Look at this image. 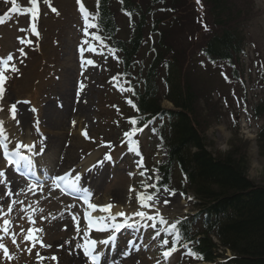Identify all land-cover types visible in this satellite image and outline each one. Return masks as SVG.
<instances>
[{"label":"rangeland","instance_id":"374dc122","mask_svg":"<svg viewBox=\"0 0 264 264\" xmlns=\"http://www.w3.org/2000/svg\"><path fill=\"white\" fill-rule=\"evenodd\" d=\"M252 1L254 16L246 28L248 44L243 56V78L247 87L232 81L226 67H212L202 63L203 58L198 55L197 50L201 37L204 38L202 31L206 22L201 0H188L185 7L179 8L183 30L191 31L192 28L195 31L187 35L182 30H177L174 46L184 56L189 51L193 54L199 73L195 72L191 80L200 93L211 96L214 105L211 113L220 115L218 118L215 115L212 119L208 117L210 123L206 135L213 143V149L226 151L231 138L238 134L239 138L246 141L248 171L259 173V178L252 180L257 184H264V156L260 154L256 140L258 127L264 124V119L255 120L248 114L252 111L253 103L261 97L264 87V0ZM82 2L91 12V0ZM38 3L39 13L35 21L39 32L37 36L30 30L33 20L26 11L31 7V0H15V4L12 0H0V17L5 18V22L0 24V71H4L7 77L4 83L5 93L0 100V120L3 121L7 143L9 146L20 143L34 145V153L31 155L37 169L41 168L49 177L65 174H68L69 180L78 177L77 181L82 187L78 184L77 189L84 191V197H88V188L93 187L95 179L99 177L95 185L98 189L95 188L92 196L84 199L69 195L52 185L48 176L44 183L27 179L16 173L6 162L2 154L3 144H0V172L5 174L0 178V207L6 214L0 217V225L4 218L9 219L11 231L17 234V244L20 245L18 249L10 236H5L0 242L5 243L14 259L7 260L0 252V264H73L70 257L75 254L80 257L79 264H92V257L98 251L106 264L113 257H118L114 264H185L179 250L171 252L168 257L163 256L162 253L172 246L171 242L168 245L162 243L163 240L169 241L164 231L170 223L161 227L159 219L160 216L168 220L194 212V197L191 192L186 191L178 176L170 188L157 189L159 174L154 168L165 157L164 152L157 148L151 129H143L132 138L138 142L136 145H130L124 137V133L132 127L129 119L135 116L128 104V93L121 91L123 86L120 85L117 56L107 48L89 52L88 49L97 42L91 41L90 36L84 33L86 24L79 12L77 0H51V6L45 0H38ZM14 7L18 10L13 11ZM52 8L57 11L52 12ZM116 13L120 35L126 37L128 20L120 15L123 13L119 9ZM89 32H94V29H89ZM24 36L32 40L30 45L20 43L19 38ZM21 47L26 56L19 53ZM147 49V46L142 49L139 60H145ZM10 54L13 61L10 62L9 69L5 70L3 59ZM86 60L94 63H85ZM11 64L18 68V72L10 70ZM260 75L263 76L260 78ZM81 84L84 85L83 88L80 87ZM67 98L72 100L69 106L65 102ZM17 101L29 103H16ZM13 103H16L18 109L15 117L10 113ZM72 103H75V107L80 105L84 108L83 116L77 114L78 111L73 113ZM162 104L165 107L171 106L167 101ZM50 106L64 113L65 129L59 131L53 128ZM200 107L201 112L207 114L204 108L208 106L204 107L200 103ZM65 108L68 110L62 111ZM85 130L87 137L83 135ZM50 141H54V146H50ZM57 143L60 148L55 146ZM225 145L226 150L222 147ZM133 147L138 148V151H131ZM24 153L29 155V152ZM108 156L111 158L108 159ZM64 158L67 163L59 165L58 162ZM92 158L94 163L91 165L98 167L89 173L84 170V166ZM58 166L61 168L58 169ZM142 171H145L144 176L140 174ZM39 175L45 176L43 173ZM145 183L156 187L145 189ZM9 191L11 196H7ZM115 192L120 193V199H116ZM148 194L156 195L155 207H144L141 203L140 196ZM164 200L168 203L164 204ZM13 201L17 203L13 204ZM21 201L23 203H19ZM89 204H111L131 215L132 220L119 222L125 225L122 228H127V231L119 233L114 246L108 247L107 243L103 246L102 243L108 241L109 234L115 229L102 230L101 223L91 224L86 219L89 216ZM9 205L13 208L11 213L7 212ZM139 211H144L146 215L159 213L160 216L156 220H147L132 215ZM30 228L42 229L35 235L47 247L41 246L39 242L32 247L31 241L24 240ZM131 229L139 231L140 235L137 238L136 234L131 237ZM92 241L96 243L93 245ZM85 246L89 248V254L84 252ZM29 247L32 248L30 254L26 251ZM37 253L43 259L38 258Z\"/></svg>","mask_w":264,"mask_h":264},{"label":"trees","instance_id":"16d2710c","mask_svg":"<svg viewBox=\"0 0 264 264\" xmlns=\"http://www.w3.org/2000/svg\"><path fill=\"white\" fill-rule=\"evenodd\" d=\"M187 2L100 0L97 6V0H91V12L99 13L93 21L99 29L94 32L99 31L108 47L116 50L119 78L128 93V103L131 101L136 126L146 122L159 149L166 150L165 161L156 166L158 188L170 187L178 176L194 196L196 213L172 221H180V239L174 247L181 248L189 264H264V184L248 177L246 141L238 134L231 138L226 151L213 149L206 135L208 117L220 115L211 113V96L200 93L191 80L195 72L199 73L193 54L189 51L184 56L174 46L177 30L187 35L195 31L182 27L179 8ZM201 2L206 22L197 50L202 63L226 67L232 81L247 87L243 56L248 44L246 28L254 16L253 1ZM118 9L128 20L126 37L120 35ZM146 46L148 55L141 61L139 56ZM260 96L248 113L255 120L264 119V87ZM164 100L173 107H164ZM200 103L208 106L204 108L207 114L201 112ZM256 140L264 156V124L258 127ZM167 233L175 239L172 232Z\"/></svg>","mask_w":264,"mask_h":264},{"label":"snow or ice","instance_id":"6c2138e0","mask_svg":"<svg viewBox=\"0 0 264 264\" xmlns=\"http://www.w3.org/2000/svg\"><path fill=\"white\" fill-rule=\"evenodd\" d=\"M13 4H15V0H12ZM46 3H48L49 6H51V0H45ZM100 0H97V6H99ZM77 4L79 6V12L82 15V18L86 24V27L84 28V33L88 36H90L91 41H95L98 42L97 43H93L92 46L88 49L89 52H98L103 48H107L109 52L111 53H115V49H112L110 47H108L107 42H106V38L101 35L99 33V31H95V32H89V29H99V25L97 23H94L93 21L99 18V13H92L90 12L83 4L82 0H77ZM17 8H13V11H17ZM52 12H56V8H52L51 9ZM26 11L28 13L31 14V18L33 20V23L31 25V32L34 33L35 35H39V32L37 31V27L35 24L36 19L38 18V13H39V3L38 0H31V7H29L28 9H26ZM130 15V13H129ZM5 22V18L4 17H0V24ZM21 31H28L27 29H21ZM20 43L22 45H30L32 43V40L27 37H20L19 38ZM86 43H88V41H86ZM19 53L22 56H26V52L24 51V48L21 47L19 49ZM102 54V53H101ZM13 61V56L10 54L8 55L5 59H3V68L5 70L9 69L10 67V62ZM85 63L88 64H93L94 61L92 60H86ZM12 72H18V68L15 67L14 64H11V69ZM7 77L5 76L4 71H0V100L3 99L4 93H5V88H4V83L6 81ZM116 79V78H114ZM81 88L84 87L83 84L80 85ZM124 88H121V91H124ZM16 103H29L27 101H17ZM16 103L11 104L10 106V113L13 117H15L16 115V111H17V107H16ZM129 103H131V101H129ZM0 111H2V108H0ZM32 111L34 112L35 109H32ZM129 123L130 125H132V127L130 128L129 131H126L124 133V137H126L129 141L130 144L132 145H136L138 142L136 140H133L132 138L138 133V132H142L143 131V127H137L136 125L138 124V121L134 118H130L129 119ZM146 127V125H145ZM154 131V130H153ZM83 135H85L86 137L88 136L87 130H85L83 132ZM0 136H4V140H7V136H5V129L3 127V121L0 120ZM0 144H3V148H4V156L8 158L9 163L12 165L17 166V168L21 165V163L23 162L26 166H32L33 164V157L32 155H28L25 154L22 149H27L29 153H34V145L32 144H28V143H20L18 145H13L12 147L14 148L13 150L9 149V145L7 143H5L4 141H0ZM131 151H138V148L133 147L130 149ZM108 159H110L111 157L108 156ZM141 176L145 175V171H142ZM4 172H0V178L4 177ZM79 178L77 177L76 180H69V176L68 174H65L64 176H57L55 178V183H60V182H66V189H76L78 187L77 185V180ZM10 187V186H9ZM143 187L145 189L148 188H155L156 186L154 184H143ZM171 192V190H168ZM158 194V193H157ZM174 195V193H171ZM12 193L9 191L7 192V196H11ZM84 199H87V197H84ZM140 201L143 204L144 207H155L157 200H156V195L155 194H148V195H141L140 196ZM17 203V201H13V204ZM19 203H23L22 201ZM164 204H167L168 201L164 200L163 201ZM89 207L92 209H96L97 205L96 204H89ZM113 207V205L108 204L106 205L102 210L103 212L107 213L109 211V209H111ZM13 211V208L11 205H9L7 212L11 213ZM4 215H6L4 213V210L2 207H0V217H3ZM116 215H119L121 217L125 216V212L123 211H119L116 213ZM132 215H135L137 217H141V218H145L147 220H156L158 216H160L159 213H157L156 215H146V213L144 211H139V212H135ZM29 219H31V217H29ZM90 219V223H91V218ZM108 220L113 221L112 223V228L115 229L116 231H119L122 227H124V224H119V223H115V217L109 215ZM33 223H35V221H32ZM99 223H101L103 225L102 230H106L107 229V222L103 219V218H99ZM127 223V222H125ZM159 223H166V221L164 220V218L162 216H160L159 219ZM180 223V221H177L175 223H172L170 225V227H168L166 230L170 231L174 234L175 239H173L172 243L173 245H176L177 242L180 239L179 236V232L177 231V227L178 224ZM134 226V225H132ZM152 227H156V225H152ZM21 231L23 232V229H21ZM42 231V229H35V228H30L28 230L27 235L24 236V240L25 241H31L32 242V247L36 246V243L39 242L41 244V246H45L47 247V245H43V242L39 240V237L37 235H35V233H38ZM0 233H2V235H0V241H2L4 239L5 236H10L12 243L19 249L20 245L17 244V234L13 231H11V221L7 218H4L2 221V225H0ZM158 235V233H157ZM103 242H107V241H103ZM96 243V241H92V244L94 245ZM134 243V242H133ZM162 243L164 245H168L169 241L168 240H163ZM77 247H79V245H77ZM176 248L172 247L169 250L164 251L162 254L164 257H168L171 252L175 251ZM26 251L30 254L32 251V248L29 247L26 249ZM0 252H2L3 256L5 259L7 260H13L14 256L10 253L9 248L5 245V243L0 242ZM84 252L86 254H89V248L87 246H85L84 248ZM37 257L43 259L42 257L39 256V253H37ZM93 264H95V261L97 260L96 256H93ZM52 259H56L55 257H52Z\"/></svg>","mask_w":264,"mask_h":264},{"label":"bare ground","instance_id":"6f19581e","mask_svg":"<svg viewBox=\"0 0 264 264\" xmlns=\"http://www.w3.org/2000/svg\"><path fill=\"white\" fill-rule=\"evenodd\" d=\"M71 101L72 100H70V98H67V100H65V102H66V104L69 106L70 104H71ZM72 105L74 106V108L72 109V111H73V113L74 112H77L78 111V113L77 114H79V115H81V116H83L82 114H84V108L82 107V106H78V107H75V103H72ZM51 111H52V115H51V118H50V122H52L54 125H53V128L55 129H57V130H61V129H65L66 128V123H65V118H64V113L63 112H61V111H59L57 108H52L51 106H50V108H49ZM65 110H68L67 108H65L64 110H62V111H65ZM17 111H18V109H17ZM48 112H49V110H48ZM81 118V117H80ZM65 126V127H64ZM77 131H79V130H76V132ZM57 137H60L59 136V134H57ZM30 144V143H29ZM54 146V141H50V146ZM56 147H59L60 148V146L58 145V143L55 145ZM27 153H28V150L26 151ZM69 153L71 154V152H70V150H69ZM29 155H31V153H29ZM7 158V157H6ZM94 158V157H93ZM92 158V160H91V162L90 163H88V164H86L84 167H85V171L86 172H89V173H92L93 171H92V169L93 168H95V167H98L97 165H94V166H92L91 164H93L94 162H93V160L95 159H93ZM59 163H63V166H64V164L65 163H67V159L66 158H64L63 160H60L59 162H58V164ZM60 165V164H59ZM59 167V166H58ZM61 167H59L58 169H60ZM88 169V170H87ZM101 173H98V175H100ZM99 178V177H98ZM98 178H96L95 180H96V182H97V179ZM71 180H76V179H71ZM94 180V181H95ZM96 182L93 184V187H90V188H88V191H87V193H88V197H91L92 196V193L94 192V189L96 188V190L98 189L97 187H95V185H96ZM77 184H80L81 185V187H82V184L81 183H79L78 181H77ZM114 195H115V197H116V199L118 200V199H120V193H118V192H115L114 193ZM106 205H97V208L96 209H92V208H89V212H88V214H89V216L87 217V219L88 220H90L89 218H91V224H95V223H99L98 221H99V218H103L104 220H108V217H109V215H111V216H115V220H114V222L115 223H119L121 220H123V221H126V220H132L131 219V215H129L128 213H125V216H123V217H121V216H119V215H116V213L117 212H119V211H121V210H119V208L116 206V207H112L111 209H109V211L107 212V213H105V212H103V208L105 207ZM134 219V218H133ZM107 222V225L108 224H110V226H108L107 227V229H110V228H112V223H113V221H106ZM100 224V223H99ZM115 236H117V234H114L112 237H111V242H110V244H114L115 242H116V237ZM115 237V238H114ZM104 244V243H103ZM116 244V243H115ZM102 247V246H101ZM117 258L118 257H113V258H111V260H108L107 261V264H110V263H115L116 262V260H117ZM70 261L73 263V264H79L80 263V257H78V256H76V254H75V256L74 257H70ZM86 264H90V263H86Z\"/></svg>","mask_w":264,"mask_h":264},{"label":"clouds","instance_id":"9594fccd","mask_svg":"<svg viewBox=\"0 0 264 264\" xmlns=\"http://www.w3.org/2000/svg\"><path fill=\"white\" fill-rule=\"evenodd\" d=\"M249 138H251V137H249ZM225 150H226V145L225 146H222ZM258 150V149H257ZM248 177L250 178V179H256V178H259V173H253V172H250V171H248Z\"/></svg>","mask_w":264,"mask_h":264}]
</instances>
